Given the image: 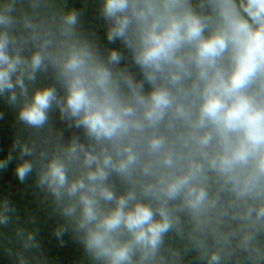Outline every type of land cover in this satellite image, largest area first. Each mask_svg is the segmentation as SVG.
Returning a JSON list of instances; mask_svg holds the SVG:
<instances>
[{"label": "clouds", "instance_id": "obj_1", "mask_svg": "<svg viewBox=\"0 0 264 264\" xmlns=\"http://www.w3.org/2000/svg\"><path fill=\"white\" fill-rule=\"evenodd\" d=\"M0 0V159L80 264H264V0ZM4 113L0 111V120ZM0 196V257L52 264Z\"/></svg>", "mask_w": 264, "mask_h": 264}, {"label": "trees", "instance_id": "obj_2", "mask_svg": "<svg viewBox=\"0 0 264 264\" xmlns=\"http://www.w3.org/2000/svg\"><path fill=\"white\" fill-rule=\"evenodd\" d=\"M90 4L96 6L92 0H88L85 22L102 32V22L97 16V6L91 9ZM77 8L82 6V0H75ZM13 131H8L0 137V159L7 157L13 150V142L16 138ZM15 162L10 163L6 170L0 171V196H7L15 205L20 224L30 230L38 229V238L52 264H80L81 248L70 235L65 236L63 246L54 235V229L61 222L52 213L51 207L43 201V194L35 186V178L30 177L25 183H21L14 174ZM0 264H8L7 260L0 257Z\"/></svg>", "mask_w": 264, "mask_h": 264}, {"label": "rangeland", "instance_id": "obj_3", "mask_svg": "<svg viewBox=\"0 0 264 264\" xmlns=\"http://www.w3.org/2000/svg\"><path fill=\"white\" fill-rule=\"evenodd\" d=\"M90 6L92 9L93 6L96 8L97 5L95 6L93 4H90ZM0 111L4 113L3 120H0V137L8 131H13L15 132L16 135H18L19 128L16 124L15 112L11 110L10 108H8V106L5 105L2 101H0Z\"/></svg>", "mask_w": 264, "mask_h": 264}]
</instances>
